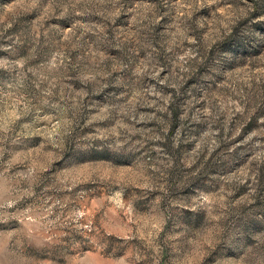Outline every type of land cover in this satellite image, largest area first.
Segmentation results:
<instances>
[{"label": "rangeland", "instance_id": "rangeland-1", "mask_svg": "<svg viewBox=\"0 0 264 264\" xmlns=\"http://www.w3.org/2000/svg\"><path fill=\"white\" fill-rule=\"evenodd\" d=\"M0 264H264V0H0Z\"/></svg>", "mask_w": 264, "mask_h": 264}]
</instances>
